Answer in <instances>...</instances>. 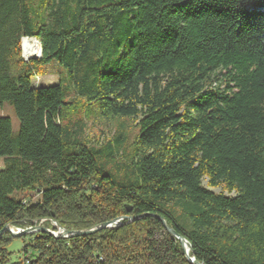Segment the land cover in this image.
Wrapping results in <instances>:
<instances>
[{"label": "trees", "instance_id": "obj_1", "mask_svg": "<svg viewBox=\"0 0 264 264\" xmlns=\"http://www.w3.org/2000/svg\"><path fill=\"white\" fill-rule=\"evenodd\" d=\"M52 64L65 85L33 87ZM3 103L0 231L122 220L4 233L0 264H191L157 217L196 264H264V0H0ZM89 116L118 121L108 141Z\"/></svg>", "mask_w": 264, "mask_h": 264}, {"label": "rangeland", "instance_id": "obj_2", "mask_svg": "<svg viewBox=\"0 0 264 264\" xmlns=\"http://www.w3.org/2000/svg\"><path fill=\"white\" fill-rule=\"evenodd\" d=\"M23 40H21V57L25 62H28L31 59H38L41 57V53L38 56H35L36 58H28V56L25 55L24 53V49L22 47L23 44ZM25 40H31V39H25ZM39 43V41H37ZM40 46V44H39ZM44 75L42 76H37L35 78H33L32 80V86L33 87H47L53 84H58V83H62L63 85H65L66 81H65V70L61 67H58L54 64L46 66L44 68ZM87 115V114H85ZM9 118L11 121V129H12V133L13 134H17L18 130H19V121L12 109V107L8 104V103H3L2 105H0V118ZM86 136L89 139V141H92V143L96 144V145H100L102 143H105L106 141H108L113 132L117 129V125L119 124L117 120H101L99 118H96L95 116H89L86 117ZM120 123L123 124L124 128L127 130V133H135L136 129L134 127L135 123H132V121L130 120H125V121H119ZM203 186H206V181H203ZM212 192L214 193H220V189H211ZM225 195H228L227 193H225ZM229 196H233V194L229 195ZM46 222H50L47 220H39V221H35L34 222V226L33 227H26V228H17L14 226H9L10 230L15 234H20L23 231L27 230V229H31V228H36V227H40V228H44V224ZM51 226L54 230L52 229H47L50 232L53 233L54 236H58L61 233V229H64L63 227H61L60 225H58L55 222L51 223ZM113 227H117L116 224H112L110 225L109 228H113ZM96 228V227H94ZM91 228V229H94ZM66 230V229H64ZM89 230V229H88ZM67 231V230H66ZM85 231V230H82ZM39 231H32L30 234H26V235H31L34 233H37ZM72 232V231H70ZM96 233V232H95ZM10 235V234H9ZM23 235V236H26ZM11 237H13L12 235H10ZM21 237V236H19ZM14 238H18V237H14ZM64 238H67L66 236ZM28 242V240H27ZM23 247V242L20 239H14L11 242V245L9 247V252L11 253V258H10V262L11 263H15L18 260H20L22 258V252L21 249ZM28 255V254H26Z\"/></svg>", "mask_w": 264, "mask_h": 264}, {"label": "water", "instance_id": "obj_3", "mask_svg": "<svg viewBox=\"0 0 264 264\" xmlns=\"http://www.w3.org/2000/svg\"><path fill=\"white\" fill-rule=\"evenodd\" d=\"M40 52H41V49H40ZM139 218H141V217L134 218V219H133V218H132V219L129 218L128 220H129V221H132V220L139 219ZM157 218H158V220L162 223L164 229H165V230H166V231H167L172 237H174L175 239H177V240L180 242L181 247H182V249L184 250V252H185V254H186L187 258H188V261H189L191 264H196V263L194 262V259H191V258L188 257V252L191 250V247H190L189 243H188L185 239H183L182 237H180L179 235H177V234H176L171 228H169V227L167 226V224L164 222L163 219H161V218H159V217H157ZM120 220H122V219H118V220H115V221H113V222H111V223L103 224V225L98 226V227H96V228H94V229H89V230H85V231H75V232H70V231H66V230H64V229H61V233H60V235H58V236H54L53 233L50 232L49 230L44 229V228H40V227L27 229V230L23 231L22 233L15 235V234L10 230V227H9V226H6L2 231H0V236H1L2 234H4V233H8V234L12 235L13 237H19V236H23V235H26V234H30L32 231L36 230V231H39V232H41V233H45V234H47V235L53 236V237H55V238H64L65 236H66L67 238H70V237H82V236L92 235V234H94L95 232H97V231H99V230L107 229V228H109L110 225H112V224H116V225H118L117 223H118Z\"/></svg>", "mask_w": 264, "mask_h": 264}, {"label": "bare ground", "instance_id": "obj_4", "mask_svg": "<svg viewBox=\"0 0 264 264\" xmlns=\"http://www.w3.org/2000/svg\"><path fill=\"white\" fill-rule=\"evenodd\" d=\"M22 47L24 49L25 55L28 56V58H35V56H38L41 53L39 43L35 39H24Z\"/></svg>", "mask_w": 264, "mask_h": 264}]
</instances>
